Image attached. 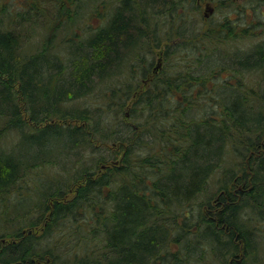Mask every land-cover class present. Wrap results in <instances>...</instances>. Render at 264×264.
Segmentation results:
<instances>
[{
  "label": "trees",
  "instance_id": "obj_1",
  "mask_svg": "<svg viewBox=\"0 0 264 264\" xmlns=\"http://www.w3.org/2000/svg\"><path fill=\"white\" fill-rule=\"evenodd\" d=\"M255 1L0 0V264H264Z\"/></svg>",
  "mask_w": 264,
  "mask_h": 264
},
{
  "label": "rangeland",
  "instance_id": "obj_2",
  "mask_svg": "<svg viewBox=\"0 0 264 264\" xmlns=\"http://www.w3.org/2000/svg\"><path fill=\"white\" fill-rule=\"evenodd\" d=\"M219 0H202L201 4H200V11H201V15L203 18V23H205L204 27L206 28V26L210 25V26H214V22H219L221 21L220 19L222 18V16L224 14H226L227 17L231 18L234 22H237L239 19L242 20L243 22L246 20L247 18H250L251 15L246 13V9L249 12H252V7L253 10H259L260 6H256L257 3L255 0H233L235 1L234 4L231 5V8H227L226 7H219L218 2ZM254 3V5H253ZM253 5V6H251ZM160 5H156L154 8L152 9H157ZM210 7H213V16L206 18L204 16V12L206 10H208ZM264 10V7H263ZM258 20H261V22L263 23L264 20L260 19L259 16H257ZM260 22V23H261ZM94 24L99 23V20L97 17H94L93 20ZM207 23V24H206ZM256 23L257 25L255 26V28L252 29V33L254 36H250L245 38L244 36H242L241 38L236 37L234 40L227 41V45L228 48H230V50L232 51H239V52H244L245 50L249 49L250 46H252V44L259 42L261 39H264V25ZM43 27H39L38 30L42 29ZM177 41H180V39H176ZM182 41V40H181ZM159 49H156V54H157V58L155 59V62L158 61V54H159ZM188 52V51H185ZM80 102V101H78ZM104 168V167H103ZM58 170H60V168L58 167ZM61 171V170H60ZM42 172L47 173L48 170H45V167L42 169ZM31 194H33V191L31 192ZM16 195H13V198ZM35 198L36 200L38 199L37 196L34 197H28V198H22L18 201V207H20V209L25 210L29 207L32 206L33 199ZM17 208V206L15 205L14 208H12V210H15ZM263 244H264V238H263ZM174 249H177L176 245L173 246ZM47 262L50 263L51 259H47ZM42 264H45V261H41Z\"/></svg>",
  "mask_w": 264,
  "mask_h": 264
},
{
  "label": "flooded vegetation",
  "instance_id": "obj_3",
  "mask_svg": "<svg viewBox=\"0 0 264 264\" xmlns=\"http://www.w3.org/2000/svg\"><path fill=\"white\" fill-rule=\"evenodd\" d=\"M201 2H202V0H197V3L200 5L201 4ZM232 2L233 3H235V1H233L232 0ZM264 7V6H263ZM262 7V8H263ZM213 7H210L208 10H206L205 12H204V16L206 17V18H209V17H212L213 16ZM248 11H247V9H246V13H247ZM262 13L264 14V10L262 9ZM238 22L239 23H237V24H241V26H242V23H244V22H242V20H238ZM233 23H235V22H233ZM237 24H236V26H237ZM263 25V24H262ZM241 26H239V27H241ZM242 31V30H241ZM238 32H240L239 30H238ZM243 35H241V34H238V36L237 37H239V38H241ZM245 37V36H244ZM246 38V37H245ZM161 52H162V54H163V52H164V50H161ZM162 62V60H160V63ZM103 167H105V165L103 166ZM26 230H24V232H25ZM29 232H32V230H30Z\"/></svg>",
  "mask_w": 264,
  "mask_h": 264
},
{
  "label": "water",
  "instance_id": "obj_4",
  "mask_svg": "<svg viewBox=\"0 0 264 264\" xmlns=\"http://www.w3.org/2000/svg\"><path fill=\"white\" fill-rule=\"evenodd\" d=\"M159 65H160V63H159Z\"/></svg>",
  "mask_w": 264,
  "mask_h": 264
}]
</instances>
